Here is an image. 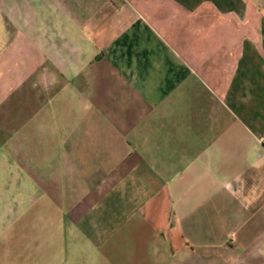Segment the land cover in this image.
Listing matches in <instances>:
<instances>
[{
    "label": "crops",
    "instance_id": "1",
    "mask_svg": "<svg viewBox=\"0 0 264 264\" xmlns=\"http://www.w3.org/2000/svg\"><path fill=\"white\" fill-rule=\"evenodd\" d=\"M0 264H264V0H0Z\"/></svg>",
    "mask_w": 264,
    "mask_h": 264
}]
</instances>
